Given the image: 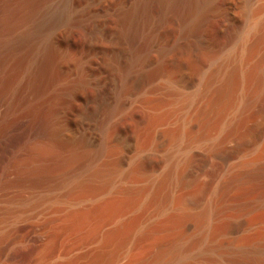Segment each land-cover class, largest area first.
Instances as JSON below:
<instances>
[{
    "label": "rangeland",
    "instance_id": "1",
    "mask_svg": "<svg viewBox=\"0 0 264 264\" xmlns=\"http://www.w3.org/2000/svg\"><path fill=\"white\" fill-rule=\"evenodd\" d=\"M170 1L150 0L142 8L140 0H0V264H132L150 250V245L143 243L120 254L124 252L121 240L108 246L94 239L97 215L103 210L107 214L118 211L119 206L130 203L128 199L123 200L107 186L104 190L105 185L99 188L102 193L92 198L94 202H77L79 192H65L69 183L102 161H112L115 173H123L134 163L136 152L140 156L136 153L134 160L148 159L139 164L142 169L137 164L141 173L136 171L135 180H142L136 183L141 187L148 176L160 174L165 157L173 152L177 136L173 122L187 108L181 99L195 92L201 80L199 72L215 70L217 58L228 47L224 28L229 30L231 24L224 15L229 4L214 0L213 11L201 22L203 33L183 39L187 0L172 1L171 5ZM62 2L69 5L64 23L48 35H39L37 31ZM145 16L157 26L158 38L145 60L130 66L142 38L135 33L130 38L129 32L137 28V33ZM22 37L26 39L20 42ZM47 42L51 55L45 52ZM161 47L166 48L164 53ZM157 66L162 73L147 81L157 85L147 95L163 96L157 101L163 109L176 100L181 103V108L176 103L179 108L170 106L174 118L168 114L171 121L162 125L159 120L154 123L150 105H144L139 97L146 75ZM166 77L177 82L176 87L162 84ZM260 102V115L253 114L248 123L259 128L258 134L228 144L229 161H237L245 151L259 153L263 148L264 97ZM167 106L164 111L171 112ZM167 125L174 129L169 131ZM44 146L47 154L39 150ZM191 149L194 158L187 177L173 196L175 201L182 198L198 208L224 165L209 155L203 143L196 142ZM141 175L144 178L138 179ZM97 197L100 200L96 202ZM27 200H34L33 207L23 205ZM109 200L121 203L111 205ZM86 213L88 217H84ZM242 219L232 216V226ZM191 220L186 235L197 229L195 223L199 225ZM234 236L231 233L222 239L225 242Z\"/></svg>",
    "mask_w": 264,
    "mask_h": 264
},
{
    "label": "bare ground",
    "instance_id": "2",
    "mask_svg": "<svg viewBox=\"0 0 264 264\" xmlns=\"http://www.w3.org/2000/svg\"><path fill=\"white\" fill-rule=\"evenodd\" d=\"M140 1L144 8L150 0ZM161 1L168 4L170 0ZM172 1L175 3L177 0H171L170 5ZM220 1L229 4L224 13L232 28L229 27L231 31L224 28V31H227L228 47L224 48L225 50H222L217 58L215 70L206 69L199 72L201 80L195 92L186 96L182 95L184 99H181L182 102H180L185 103L182 105L183 108L185 105L187 108L184 110L182 108V112L179 110L180 117L174 119V121L178 120L175 121L176 123L173 122L176 125L174 128L177 135L175 148L173 152L169 151L168 156L166 155V163L160 174H154V177L151 175V178L148 176L149 179L145 180L147 182L141 187H137L139 184L136 185V183L142 182L138 179H143L144 173L141 175L142 178L138 176V182L135 180V174L139 172L140 166L142 169V165L139 164L147 163L148 159L143 161L140 158H135L134 160V157L139 154L136 152L137 154L133 155L134 161L132 160L134 163L123 173H115V165L112 161H102L91 167L92 169H88L82 178L69 183L66 189L65 193L71 195L73 192H79L80 196L77 194L79 198L76 197L79 199L77 202H84L101 194L100 189L102 188L100 187L105 185L104 190L107 186L121 198L124 197L123 200L130 201L128 204L124 203V206H119L118 211L113 213L108 212L107 214L103 210L106 214L99 211L102 214L98 212L97 218H95V213L92 215L98 220L97 234L94 237L96 242L109 246L119 239L124 246V252L120 254L131 249H138L141 245L143 246V243L150 245V250L148 249L149 251L147 250L148 252L142 258L132 264H264V146L259 153L254 151L249 153L250 151L247 150L249 152H243L237 161L232 162L229 161L230 152L225 151L226 146L231 142L253 137L259 131V128L255 126L249 127L248 123L253 114L260 115L258 108L262 105L259 103L264 97V0ZM214 3V0H187V20L181 31L183 39L203 33L201 22L209 10L213 11ZM238 5H240V11ZM68 12L69 5L62 2L58 9L50 14L46 25L37 31L39 35L41 33L48 35L56 26L63 24ZM131 28L133 29L132 24ZM136 29L129 32V37L131 38L133 33L138 34L142 38V43L137 47L130 66H136L144 61L148 50L158 38L157 26L154 28L146 16L137 33ZM25 39L26 37H22L20 42ZM186 50L188 49L185 48L184 51ZM165 51V47L160 48L161 53ZM45 52L49 55H51L50 52L52 53V47L48 42L45 44ZM183 55L185 54L183 53ZM191 58V64L194 65V57L191 56ZM195 65L197 67L196 62ZM161 73L157 66L146 75L147 77L145 76L146 79L143 81L144 85L140 89L139 97H142L143 104L150 105V109L153 111L150 112L154 115H148L154 119V123H156L155 120H159L161 122L158 123V121V124L163 122L166 124L169 120L168 114L174 118L172 116L174 111L170 106L176 107L177 105L175 106L174 103L177 100L173 104L171 102L170 106L168 105L171 109L169 112L168 109L164 111L167 105L164 109L163 106H157L159 105L157 101L163 96L153 98V96L147 95L152 93L157 86L148 84V82L160 76ZM163 81L162 84H168L172 88L176 87L177 82L169 77L164 78ZM177 94L178 92L175 95ZM172 99L171 96V101L175 100ZM162 103L166 104L167 102ZM181 103L176 104L179 106ZM176 112L178 114V111ZM167 128L170 129L168 125ZM174 128L168 130L171 131ZM160 131H163V128ZM164 131L167 132L165 129ZM149 136L148 138L152 139ZM259 137H254V142ZM152 142L154 143V141ZM196 142L203 143L210 153L209 155L219 159L224 167H221L219 176L210 188L206 200L198 208H192L182 198L175 201L173 192L183 186V179L187 177L188 167L194 158L191 146L193 147ZM136 143L138 142L136 141ZM146 146L148 147V145ZM46 149L47 147L39 150L46 153ZM44 153H41V156H44ZM137 164L139 168H137ZM114 182L118 185H115ZM102 195L100 196L102 197ZM118 195L116 197H119ZM97 199L99 197L95 198L96 202ZM93 200L92 202H94ZM29 201L31 200L25 201L23 205L33 207L34 200ZM92 202L91 204H93ZM113 202L117 203L116 200ZM113 202L109 203L112 205ZM105 204L108 206V203L105 202ZM235 215L237 217L240 215V218L243 219L233 227L231 218ZM84 217H88V215ZM191 218H194L195 220H192L195 222L197 220L199 225L194 222L197 229L194 227L196 230L193 234L186 235L185 228L189 223L187 221ZM231 233H235V236L227 239L228 241L225 243L222 238Z\"/></svg>",
    "mask_w": 264,
    "mask_h": 264
}]
</instances>
